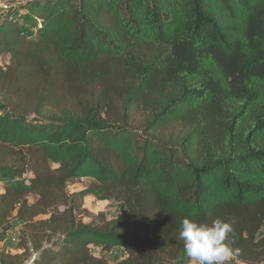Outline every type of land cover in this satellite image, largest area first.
I'll return each instance as SVG.
<instances>
[{
  "label": "trees",
  "instance_id": "trees-1",
  "mask_svg": "<svg viewBox=\"0 0 264 264\" xmlns=\"http://www.w3.org/2000/svg\"><path fill=\"white\" fill-rule=\"evenodd\" d=\"M86 196L126 212L85 222ZM186 216L234 221L230 263H264V0L4 10L0 264H188Z\"/></svg>",
  "mask_w": 264,
  "mask_h": 264
},
{
  "label": "clouds",
  "instance_id": "clouds-1",
  "mask_svg": "<svg viewBox=\"0 0 264 264\" xmlns=\"http://www.w3.org/2000/svg\"><path fill=\"white\" fill-rule=\"evenodd\" d=\"M234 221L214 218L210 222L186 216L179 228L184 255L191 264H229L235 255L230 235Z\"/></svg>",
  "mask_w": 264,
  "mask_h": 264
},
{
  "label": "rangeland",
  "instance_id": "rangeland-1",
  "mask_svg": "<svg viewBox=\"0 0 264 264\" xmlns=\"http://www.w3.org/2000/svg\"><path fill=\"white\" fill-rule=\"evenodd\" d=\"M22 0H0V15L6 10L9 6L13 4H17ZM92 181L88 178H80L69 181L67 185V190L69 192H74L80 190L81 188L87 186ZM82 207L87 213L84 215L83 220L86 222L89 220L90 217H98L101 214L106 218L110 219L117 215L118 213L126 212L124 206L113 200L108 201H98L93 196H86L83 199ZM260 234H264V229L261 230ZM12 242V241H11ZM8 243V241H3L0 243V248H8L13 249L15 244ZM92 252L94 255L98 257H104L110 262L123 258L125 256V252L122 248H115L112 251L106 252L101 251L99 248L92 247ZM229 264H231L229 262ZM264 264V263H263Z\"/></svg>",
  "mask_w": 264,
  "mask_h": 264
},
{
  "label": "built area",
  "instance_id": "built-area-1",
  "mask_svg": "<svg viewBox=\"0 0 264 264\" xmlns=\"http://www.w3.org/2000/svg\"><path fill=\"white\" fill-rule=\"evenodd\" d=\"M11 240H12L13 242H15V239H14V238H12ZM237 264H241V263H237Z\"/></svg>",
  "mask_w": 264,
  "mask_h": 264
},
{
  "label": "crops",
  "instance_id": "crops-1",
  "mask_svg": "<svg viewBox=\"0 0 264 264\" xmlns=\"http://www.w3.org/2000/svg\"><path fill=\"white\" fill-rule=\"evenodd\" d=\"M231 263H232V261H230ZM188 264H191V262L190 263H188Z\"/></svg>",
  "mask_w": 264,
  "mask_h": 264
}]
</instances>
